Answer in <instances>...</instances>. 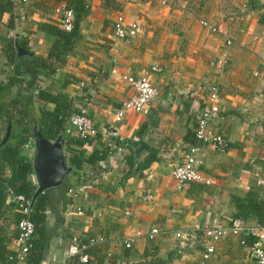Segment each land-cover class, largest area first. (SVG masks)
I'll use <instances>...</instances> for the list:
<instances>
[{
	"label": "crops",
	"instance_id": "obj_1",
	"mask_svg": "<svg viewBox=\"0 0 264 264\" xmlns=\"http://www.w3.org/2000/svg\"><path fill=\"white\" fill-rule=\"evenodd\" d=\"M4 2L11 6L0 14V82L7 72L4 47L20 43L23 46L16 51L23 59L32 55L45 58L52 41L45 27L57 25L61 19L58 10L64 6L58 0H0ZM84 2L88 12L77 26L78 38L71 52L55 76L39 82L37 88L70 101L74 114L85 113L97 131L85 142L77 139L69 126L60 136L64 164L70 169L62 184H81L77 178L88 169L82 164L75 175L66 162L69 153L88 156L93 150L105 152L98 165L106 173L99 185L86 186L88 201L80 216L69 207L67 190L57 203L56 191L47 190L45 223L53 236L40 264H66L65 251L72 239L78 243L92 240L85 251L89 264H252L240 238L228 232L214 243V254L202 263L201 229L229 225L235 200L249 197L264 201L263 1ZM119 14L126 22L139 24L134 37L121 41L113 36L112 23ZM201 20L223 22L230 45L203 29ZM223 53L227 62L215 73L209 63ZM152 67L160 69L148 72L158 96L148 105L147 114L126 113L117 125V137H107L116 111L133 94L121 77L136 78ZM212 83L218 86L219 110L210 126L228 138L229 148L216 153L201 147L196 155L197 169L210 184L188 183L178 188L171 171L188 146L198 145L194 125L205 105L206 87ZM53 109V104H44V110ZM11 131L12 126L0 116V149L8 143ZM110 140L121 147L119 154L106 155L104 145ZM33 142L34 138L26 150L31 160ZM126 143L144 149L133 158V173L124 178L128 170ZM150 151L154 158L139 170L138 164ZM7 173L0 160V174ZM29 180L36 185L33 173ZM11 205L8 195L0 208V241L10 252L20 219L19 211ZM124 210L130 214L125 216ZM239 222L243 227L259 226L254 217ZM152 227L161 234L149 240L145 235ZM127 238L133 242L125 249Z\"/></svg>",
	"mask_w": 264,
	"mask_h": 264
},
{
	"label": "trees",
	"instance_id": "obj_2",
	"mask_svg": "<svg viewBox=\"0 0 264 264\" xmlns=\"http://www.w3.org/2000/svg\"><path fill=\"white\" fill-rule=\"evenodd\" d=\"M58 1L63 2L65 10L72 12V29L62 30L59 26L60 20L57 25H46V32L52 36V41L45 58L32 55L23 59V56L18 55L16 51L17 47L22 48L23 45L20 43H8L2 51L7 72L4 81L0 82V116L12 126V131L8 143L0 149V160L8 171L7 175L0 174V208L8 195H20L31 200L35 185L29 180L33 172L31 155L26 150L30 140L34 138V132H38L47 141H54L68 129L69 119L74 115L70 101L37 88L39 82L53 78L63 66L65 57L71 52L78 38L77 26L88 12L84 0ZM10 6L11 3L8 2L0 3V14L10 9ZM46 103L53 104L54 109L44 110ZM125 148L128 154L124 157V163L128 170L124 178L133 173V158L139 157L144 146L126 143ZM149 154L141 164H138L139 170L146 168L154 158L152 151ZM104 158L105 152L93 150L88 156L82 152L69 153L66 162L74 170L75 175L81 165L86 164L88 169L78 176L77 182L84 186H94L103 181L106 173V170L98 165V162L103 161ZM69 187L67 184H61L57 188H51L57 193L54 202L55 200L56 203L60 202ZM48 191L37 196L30 206L28 219L33 225L34 234L23 264H40L50 245L53 233L47 231L45 223ZM234 203L235 213L232 220L244 221L254 217L259 226H264V201L247 197L235 200ZM250 239L247 241L248 245L254 240ZM11 255L12 252L5 250L0 241V264H18L14 259H9ZM66 264H89V262L86 260L85 263H79L77 256H73L69 257Z\"/></svg>",
	"mask_w": 264,
	"mask_h": 264
},
{
	"label": "built area",
	"instance_id": "obj_3",
	"mask_svg": "<svg viewBox=\"0 0 264 264\" xmlns=\"http://www.w3.org/2000/svg\"><path fill=\"white\" fill-rule=\"evenodd\" d=\"M264 3V0H262ZM61 12V19L59 26L64 31L72 29L73 15L70 10H65L64 6L58 10ZM199 25L205 29L209 34H216L223 38L224 45L229 46L230 41L226 35V29L223 22H208L201 20ZM139 30V24L136 21L126 22L122 15H116L112 23L113 36L117 40H126L134 37ZM227 62V56L223 53L219 58L209 63L210 69L215 73H220ZM160 72L157 67H152L149 71H145L139 77L122 76L124 80L133 90L131 97L116 111L114 116V124L107 130V137L115 138L118 135L117 125L126 113L135 115H146L148 112V105L153 102L157 96V89L151 84L148 79V72ZM264 96V85L261 89ZM205 105H203L200 114L198 115L193 137L198 145L188 146L182 154L180 163L171 171V177L179 188L188 183H197L202 185H209L211 180L203 176L197 169L198 161L196 155L201 147H210L216 153H225L229 148V140L217 128L210 126L211 120L216 117L219 110V96L218 86L215 83L209 84L206 87ZM69 127L72 129L77 139L82 142L88 141L96 136V128L91 119L85 113L74 114L69 119ZM106 148V155L119 154L122 150L112 140L107 141L104 145ZM67 198L70 200L69 207L73 212L80 216L83 214V208L88 201V191L83 184L74 185L67 189ZM11 203L19 211L20 219L16 223V236L13 240L14 249L9 259H14L16 263L24 262L26 254L30 248V243L34 234L32 223L28 219L30 210V200L23 196H11ZM145 198L149 199L150 195ZM129 210H124V215L128 216ZM226 232L232 236L240 238L239 244L248 249L249 257L252 259V264H264V252L262 245L264 244V226L243 227L238 220H232L229 225L204 227L201 229L203 236L204 249L201 254V262H206L214 254V243L220 240ZM161 234V231L152 227L147 233L146 238L152 239L154 236ZM138 235V234H137ZM176 237H180L176 234ZM248 238L254 239L250 245H246L245 240ZM133 240L127 238L123 241L125 249L130 248ZM92 243L89 240L87 243H78L76 239H72L71 244L65 251V257L77 256L79 263H85L87 256L85 251Z\"/></svg>",
	"mask_w": 264,
	"mask_h": 264
},
{
	"label": "water",
	"instance_id": "obj_4",
	"mask_svg": "<svg viewBox=\"0 0 264 264\" xmlns=\"http://www.w3.org/2000/svg\"><path fill=\"white\" fill-rule=\"evenodd\" d=\"M33 137L31 166L36 185L30 206L34 199L46 190L59 187L64 177L70 172V169L64 164L61 151L62 139L60 137L53 142L43 139L38 132H34Z\"/></svg>",
	"mask_w": 264,
	"mask_h": 264
}]
</instances>
